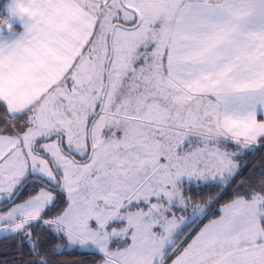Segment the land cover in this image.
<instances>
[{
	"label": "snow or ice",
	"instance_id": "1",
	"mask_svg": "<svg viewBox=\"0 0 264 264\" xmlns=\"http://www.w3.org/2000/svg\"><path fill=\"white\" fill-rule=\"evenodd\" d=\"M257 152L264 0H0V264H264Z\"/></svg>",
	"mask_w": 264,
	"mask_h": 264
},
{
	"label": "trees",
	"instance_id": "2",
	"mask_svg": "<svg viewBox=\"0 0 264 264\" xmlns=\"http://www.w3.org/2000/svg\"><path fill=\"white\" fill-rule=\"evenodd\" d=\"M246 161L247 165L244 166L240 173L233 179L231 187L229 188L228 193H226L225 199L231 198L232 188H235L241 182L245 184L248 183L249 180L254 178L255 174L259 173L261 169H264V153L257 152L254 155H249L248 158H246ZM247 166L250 167L248 168ZM215 191L216 189H198L193 187L190 194L193 195L195 199H199L200 197L212 195ZM197 193H199V196H197ZM223 202L225 201H220V203ZM6 245L8 247H5ZM21 255H23L24 259H28L27 250L21 254L20 252L16 251L14 247H12V242L10 240L0 241V259L19 261ZM62 259L67 261L84 260L86 264H92L94 258L79 252H69L68 254L64 255Z\"/></svg>",
	"mask_w": 264,
	"mask_h": 264
},
{
	"label": "rangeland",
	"instance_id": "3",
	"mask_svg": "<svg viewBox=\"0 0 264 264\" xmlns=\"http://www.w3.org/2000/svg\"><path fill=\"white\" fill-rule=\"evenodd\" d=\"M248 156H249V155H247V156H243V157H240L238 162H244V163H245V166H246V165H247V161H248V160L246 161V158H248ZM247 167H248V166H247ZM249 167H250V166H249ZM249 167H248V168H249ZM177 214L179 215L180 213L178 212Z\"/></svg>",
	"mask_w": 264,
	"mask_h": 264
},
{
	"label": "water",
	"instance_id": "4",
	"mask_svg": "<svg viewBox=\"0 0 264 264\" xmlns=\"http://www.w3.org/2000/svg\"><path fill=\"white\" fill-rule=\"evenodd\" d=\"M77 159H79V158L77 157Z\"/></svg>",
	"mask_w": 264,
	"mask_h": 264
},
{
	"label": "flooded vegetation",
	"instance_id": "5",
	"mask_svg": "<svg viewBox=\"0 0 264 264\" xmlns=\"http://www.w3.org/2000/svg\"><path fill=\"white\" fill-rule=\"evenodd\" d=\"M80 159V158H79Z\"/></svg>",
	"mask_w": 264,
	"mask_h": 264
}]
</instances>
